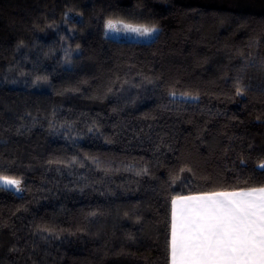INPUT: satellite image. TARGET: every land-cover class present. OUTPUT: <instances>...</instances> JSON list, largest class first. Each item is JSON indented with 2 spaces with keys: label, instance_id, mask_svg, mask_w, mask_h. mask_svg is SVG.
<instances>
[{
  "label": "trees",
  "instance_id": "trees-1",
  "mask_svg": "<svg viewBox=\"0 0 264 264\" xmlns=\"http://www.w3.org/2000/svg\"><path fill=\"white\" fill-rule=\"evenodd\" d=\"M261 161L264 0H0V264H170L171 198Z\"/></svg>",
  "mask_w": 264,
  "mask_h": 264
},
{
  "label": "snow or ice",
  "instance_id": "snow-or-ice-1",
  "mask_svg": "<svg viewBox=\"0 0 264 264\" xmlns=\"http://www.w3.org/2000/svg\"><path fill=\"white\" fill-rule=\"evenodd\" d=\"M121 23L109 20L106 29L121 30ZM122 30L140 36L157 31L155 26L130 24H122ZM244 92L238 83L236 95ZM258 167L264 169V161ZM21 182L0 174V185L17 192ZM170 236L171 264H264V184L173 196Z\"/></svg>",
  "mask_w": 264,
  "mask_h": 264
},
{
  "label": "rangeland",
  "instance_id": "rangeland-1",
  "mask_svg": "<svg viewBox=\"0 0 264 264\" xmlns=\"http://www.w3.org/2000/svg\"><path fill=\"white\" fill-rule=\"evenodd\" d=\"M122 24H129V23L122 22L121 24H119L120 27H121V29H122ZM130 25H133V26H141V25H134V24H130ZM157 31H158V29H157ZM157 31L153 32L150 35L140 36L137 33L127 32V31H123L122 30V32L124 33V35H125V37L127 39H129V40H136V41H150L151 39H153V37H154V35L156 34Z\"/></svg>",
  "mask_w": 264,
  "mask_h": 264
},
{
  "label": "crops",
  "instance_id": "crops-1",
  "mask_svg": "<svg viewBox=\"0 0 264 264\" xmlns=\"http://www.w3.org/2000/svg\"><path fill=\"white\" fill-rule=\"evenodd\" d=\"M170 264H171V257H170Z\"/></svg>",
  "mask_w": 264,
  "mask_h": 264
}]
</instances>
